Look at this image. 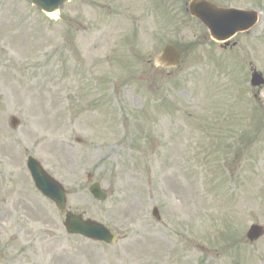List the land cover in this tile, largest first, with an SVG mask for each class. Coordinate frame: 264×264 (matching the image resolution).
Segmentation results:
<instances>
[{
  "label": "rangeland",
  "instance_id": "374dc122",
  "mask_svg": "<svg viewBox=\"0 0 264 264\" xmlns=\"http://www.w3.org/2000/svg\"><path fill=\"white\" fill-rule=\"evenodd\" d=\"M216 1L260 21L223 46L185 0H72L53 17L0 0V264H264V237L247 238L264 227V0ZM169 44L176 68L156 61ZM66 212L117 242L68 235Z\"/></svg>",
  "mask_w": 264,
  "mask_h": 264
},
{
  "label": "water",
  "instance_id": "95a60500",
  "mask_svg": "<svg viewBox=\"0 0 264 264\" xmlns=\"http://www.w3.org/2000/svg\"><path fill=\"white\" fill-rule=\"evenodd\" d=\"M34 5L40 7L44 12L51 14L70 0H30ZM190 12L200 19L210 30L211 35L217 41H225L239 32L249 30L256 24V13H243L235 10L218 9L205 0H194L190 4ZM180 52L174 46H167L161 56L157 58L159 64L165 67H175L180 63ZM252 85L259 87L264 85V78L259 73H254ZM13 126H17L18 121L13 120ZM27 167L35 181L36 187L48 198L55 201L60 211H64L67 204L66 192L62 185L49 176L42 168L41 164L33 157H29ZM90 192L99 201H106L105 194L98 183L90 187ZM154 216L160 220L158 209L154 210ZM64 226L69 234L84 236L97 242L114 244L116 237L103 225L94 221H85L81 215L68 213ZM248 239L255 242L264 236V228L253 225L248 233Z\"/></svg>",
  "mask_w": 264,
  "mask_h": 264
},
{
  "label": "flooded vegetation",
  "instance_id": "af4514ba",
  "mask_svg": "<svg viewBox=\"0 0 264 264\" xmlns=\"http://www.w3.org/2000/svg\"><path fill=\"white\" fill-rule=\"evenodd\" d=\"M214 1V0H213ZM215 3H216V5H218L219 7H224V8H235V7H233V6H230V4L229 3H222V2H219V1H216L215 0ZM188 4V1H186V5ZM242 9H244V8H242Z\"/></svg>",
  "mask_w": 264,
  "mask_h": 264
},
{
  "label": "bare ground",
  "instance_id": "6f19581e",
  "mask_svg": "<svg viewBox=\"0 0 264 264\" xmlns=\"http://www.w3.org/2000/svg\"><path fill=\"white\" fill-rule=\"evenodd\" d=\"M51 16L53 17V16H55V14H52ZM20 177H21V175H20V174H18V175H17V178H19V179H20ZM1 188H2V185L0 184V189H1Z\"/></svg>",
  "mask_w": 264,
  "mask_h": 264
}]
</instances>
